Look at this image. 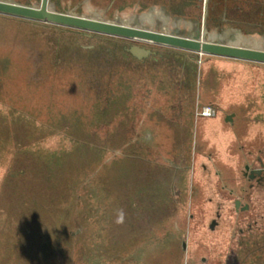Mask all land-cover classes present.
<instances>
[{"label": "rangeland", "instance_id": "rangeland-1", "mask_svg": "<svg viewBox=\"0 0 264 264\" xmlns=\"http://www.w3.org/2000/svg\"><path fill=\"white\" fill-rule=\"evenodd\" d=\"M51 7L194 33L168 22L162 7L108 12L101 0ZM125 44L159 55L138 61ZM171 50L0 15V264H187L185 238L206 264H224L240 230L264 231V185L251 190L242 175L245 162L264 161V64H207L217 57L187 52L193 76ZM211 105L217 117L198 123ZM66 156L69 163L58 164ZM136 189L139 199L129 201ZM236 199L250 210L235 211Z\"/></svg>", "mask_w": 264, "mask_h": 264}, {"label": "water", "instance_id": "water-1", "mask_svg": "<svg viewBox=\"0 0 264 264\" xmlns=\"http://www.w3.org/2000/svg\"><path fill=\"white\" fill-rule=\"evenodd\" d=\"M51 4L52 0H39V3L36 5L0 0V15L65 27L83 28L92 34L170 47L196 53L200 56L207 55L264 64V49L216 42L213 40L209 28L204 24L198 28H193L194 33L192 36H185L178 32L154 31L125 26L113 21H100L95 18H87L80 15L76 10L60 12L53 9ZM87 35L90 36L91 34ZM122 49L138 61L159 55L158 51L140 44H125ZM232 119L233 116L229 115L227 121H232ZM257 172L259 173V171Z\"/></svg>", "mask_w": 264, "mask_h": 264}, {"label": "flooded vegetation", "instance_id": "flooded-vegetation-1", "mask_svg": "<svg viewBox=\"0 0 264 264\" xmlns=\"http://www.w3.org/2000/svg\"><path fill=\"white\" fill-rule=\"evenodd\" d=\"M92 1V0H90ZM104 4L106 3V9L107 11L116 12L120 10L124 5L126 0H101ZM190 2V8H188L190 11H186L185 16V0H175L173 4V0H170V8L173 6L178 7L182 11V23H190L191 27L198 28L202 26V24L206 25L209 29H219L224 28L226 25H228L227 19H224L223 16H213V8H215V5L213 4L212 0H189ZM222 3V1L220 2ZM219 3V4H220ZM97 20H101L99 18H95ZM103 21V20H101ZM123 24V23H121ZM125 26H130L128 24H123ZM217 31V30H216ZM216 112L213 117L215 118L219 112L217 108H215ZM228 118V116H227ZM229 122H233L229 121ZM205 145V143L203 142ZM259 163L252 165L249 162H245L242 175L244 178L248 180L249 183V189H254L255 187H260L264 185V161L259 158ZM182 171H185V169H182ZM259 171V173L257 172ZM181 186L182 192H179L181 195L180 198L183 199V196H186L187 193V187H185V180L183 183L179 184ZM190 188V186H189ZM251 206L246 202L243 203L241 200L236 199L234 200V209L237 212H248L250 210ZM220 219L221 214L218 209L216 208L214 211V216L210 219V221L207 224V228L211 233L217 232V228L220 226ZM179 232V231H178ZM241 235L243 238L239 239L240 244L238 245V249L232 252L231 259L233 258L232 262L231 259L226 260L224 264H255V262H264V231H258V233L253 234L254 231L249 228H245L244 230H240ZM186 235V234H185ZM186 237V236H185ZM251 238V242L250 239ZM182 247L185 250V252L188 253V259L187 264H206L209 262V259L207 256H201L199 257V251L198 250H190L189 243L187 239L185 238L182 240Z\"/></svg>", "mask_w": 264, "mask_h": 264}, {"label": "crops", "instance_id": "crops-1", "mask_svg": "<svg viewBox=\"0 0 264 264\" xmlns=\"http://www.w3.org/2000/svg\"><path fill=\"white\" fill-rule=\"evenodd\" d=\"M175 0H173V4ZM215 8H213V16H223L224 19H227L228 25L224 28L216 29L217 33L215 35V41L225 44L232 45H242L247 46L251 44H257L258 46L264 45V0H212ZM222 1V3H220ZM190 1L185 0V16L186 11H190ZM220 3V4H219ZM124 6L118 10L119 12L123 10L125 7H137V9H142L151 6L154 10L157 11V7L164 8L165 11L161 10L162 14L169 20H173L175 22V26L185 24V26L191 27L190 23H182L183 19L182 11L173 6L170 8V0H126L123 4ZM191 9V8H190ZM151 13V12H150ZM160 21L157 18L154 21ZM153 21V22H154ZM164 22V21H161ZM167 22V23H168ZM150 23V22H149ZM152 23V22H151ZM35 25V24H31ZM233 35L236 36V42H231L227 39L231 38ZM238 39L245 40L238 41ZM247 41V43H246ZM173 49V48H172ZM172 51V50H171ZM170 55H179L182 58V62L186 67L192 68V75L194 76V72L196 69L195 64L192 62V58L187 54V51L184 50H173ZM208 63L211 64H228L235 67H249L250 64L245 61L227 59V58H209ZM251 67V66H250ZM188 70V68H187ZM198 70V69H197ZM200 93V89H199ZM213 106V105H211ZM218 115V114H217ZM228 115V114H226ZM233 114V122L236 117ZM217 117V116H216ZM215 117V118H216ZM198 123L199 120H210L213 118H204L197 117ZM227 123L232 124L227 121Z\"/></svg>", "mask_w": 264, "mask_h": 264}, {"label": "trees", "instance_id": "trees-1", "mask_svg": "<svg viewBox=\"0 0 264 264\" xmlns=\"http://www.w3.org/2000/svg\"><path fill=\"white\" fill-rule=\"evenodd\" d=\"M25 21V20H24ZM69 160H70V157H68V156H66L64 159H62V160H60V162L58 163V164H60V163H62V164H68L69 163ZM57 167V166H56ZM58 167H59V165H58ZM50 174V173H49ZM118 174H120V172H117V174H116V176H113L114 178H112L111 179V181H113V182H115V183H117L118 181H119V179L117 178L119 175ZM46 175H48V172H45V176ZM52 176H53V174H51ZM53 178H54V176H53ZM52 178V179H53ZM110 181V180H109ZM119 190V189H118ZM128 192V191H127ZM129 193H130V191H129ZM137 193V189L136 190H132L131 191V194L132 195H128V200L130 201H132V202H135L136 201V199H139V194H136ZM144 202H146V203H149L148 201H143L142 199H141V203H144ZM131 204V203H130ZM151 204V203H150ZM142 205H144V204H142ZM131 210H133L132 208H130Z\"/></svg>", "mask_w": 264, "mask_h": 264}, {"label": "built area", "instance_id": "built-area-1", "mask_svg": "<svg viewBox=\"0 0 264 264\" xmlns=\"http://www.w3.org/2000/svg\"><path fill=\"white\" fill-rule=\"evenodd\" d=\"M215 107L213 106H207L202 108L198 113L197 116L198 117H204V118H210L213 117L215 115Z\"/></svg>", "mask_w": 264, "mask_h": 264}, {"label": "bare ground", "instance_id": "bare-ground-1", "mask_svg": "<svg viewBox=\"0 0 264 264\" xmlns=\"http://www.w3.org/2000/svg\"><path fill=\"white\" fill-rule=\"evenodd\" d=\"M100 21H101V20H100ZM142 29H145V28H142ZM250 48L261 49V48H257V47H250Z\"/></svg>", "mask_w": 264, "mask_h": 264}]
</instances>
